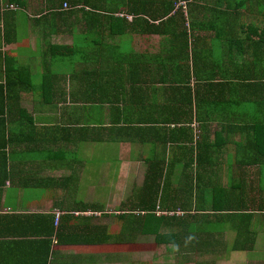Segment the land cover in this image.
I'll use <instances>...</instances> for the list:
<instances>
[{
  "label": "crops",
  "instance_id": "0c3cea01",
  "mask_svg": "<svg viewBox=\"0 0 264 264\" xmlns=\"http://www.w3.org/2000/svg\"><path fill=\"white\" fill-rule=\"evenodd\" d=\"M65 3L0 0V264H264V109L202 86L264 64V23L209 22L262 5L179 0L174 48L128 0ZM153 207L183 224L122 232Z\"/></svg>",
  "mask_w": 264,
  "mask_h": 264
},
{
  "label": "trees",
  "instance_id": "16d2710c",
  "mask_svg": "<svg viewBox=\"0 0 264 264\" xmlns=\"http://www.w3.org/2000/svg\"><path fill=\"white\" fill-rule=\"evenodd\" d=\"M130 2V5L134 9L133 12L136 13V16L138 17V22L140 20H144L147 25L152 26L156 24L157 22L161 23L165 21V24L168 26L169 32H166L163 30L162 27H156L154 29V33L160 34V35H165L166 33L171 34V43L174 48L178 46V42L180 39L185 36L188 31L187 29H182L179 30L178 28H184L183 25L185 24L186 20H184L182 17L178 19L176 16H174L177 13V10L171 14L175 10V2L179 0H153V5H152V0H128ZM222 1V0H219ZM240 0H237V2ZM248 0H242V2H246ZM66 2L65 4L68 5V7H85L88 5H91V0H61V4ZM256 3H259L262 5L264 9V0H255ZM64 4V5H65ZM149 6L148 9V19L144 16H147V14L140 12V10H145ZM262 9L261 13L258 16V22L261 21V23H264V10ZM152 13H151V12ZM222 13V12H221ZM221 13H216L215 16L212 17V19L209 21L210 23H231V22H238V21H243L245 22L244 14L241 13H232L231 18L232 21H230V17L227 16V14H221ZM183 14V13H182ZM167 19V20H165ZM239 19V20H238ZM192 22V21H191ZM172 23H176V27L173 28ZM165 26V25H164ZM149 31H152L149 29ZM153 32V31H152ZM219 34H225L221 29L216 31ZM237 31L234 30H229L227 34L231 36H237ZM254 33H257L256 31ZM260 38L257 42L264 44V29L260 31ZM257 44V43H256ZM155 59H158V56L155 57ZM171 63L164 64L166 72L169 73H163V75H168V77H164L163 75V81H171V68L172 65L174 64V59L173 57L171 58ZM262 65V64H259ZM248 64H242V63H235V65H232L229 67V69H225L222 64H218L216 66L219 70V74L217 78L216 76L210 77L208 80L202 78V86L206 87L207 90L206 92H209V89L213 92L217 91V96L216 98L222 102V97L223 91L226 88H230L234 90L236 99L234 100L236 107L240 108L241 104H248L250 103L253 107L255 105L256 107L252 109L251 114L255 112V115L257 114V109L261 111V109H264V80H257L255 79V74L257 72V64L256 63H251L249 64L250 66V72L249 75L246 74L243 68L247 67ZM264 70V66L262 67ZM154 72L157 74H160V70H158V66H155ZM250 87L251 92L250 94L246 95L241 93V90L243 88H248ZM176 120V119H175ZM200 145V146H199ZM197 145V149L200 150L202 144ZM198 155V153H197ZM196 161V159H195ZM156 207L150 208V209H145L141 210V214L145 215H139V217H135V215H132V213H129L128 215H123L122 220L124 221V225L122 227V232H127V231H137L139 233H144V232H151L156 234V241L158 242L159 239L162 237L159 236L160 230L162 229V225H169L171 226H177L179 227L180 225L183 224L181 220L176 218L178 215L177 213H173V217H169V215H172L170 213H166L167 217H157V213L159 214V211ZM235 216V215H231ZM114 218V217H112ZM176 218V219H175ZM184 230V229H183ZM107 238H111L112 236L109 235L110 230L107 228Z\"/></svg>",
  "mask_w": 264,
  "mask_h": 264
},
{
  "label": "rangeland",
  "instance_id": "374dc122",
  "mask_svg": "<svg viewBox=\"0 0 264 264\" xmlns=\"http://www.w3.org/2000/svg\"><path fill=\"white\" fill-rule=\"evenodd\" d=\"M251 1H253V0H251ZM244 13V12H243ZM244 16H245V18H244V20H246V21H249V22H253V23H257L256 21L258 20V14H254V13H249V12H247V13H244ZM257 64V63H256ZM264 66V64H262V65H259V64H257V68H256V70H258L257 72H256V74H255V77H258L259 76V71H262L263 70V67ZM102 166H99L98 164H97V161L96 160H92V162H91V169H92V175H91V177L94 179V180H97L98 179V174H97V171H98V169L99 168H101ZM114 166L112 165V170H111V173H113L114 174V179L116 178V175H115V172H114ZM117 209V208H116ZM114 207H109L108 206V214H107V216L108 217H114L113 216V214L115 213V210H116ZM110 213H112V215H110ZM110 223H112V221H110L109 222V224ZM166 251H164V252H162V254L161 255H163L164 253H165ZM125 255V254H124ZM164 258H165V256H163ZM133 258V256H131V255H127V260L128 261H130L131 259ZM135 258H137L138 259V264H140V262H147V261H153L152 259L151 260H149V259H147L146 257H140V256H138V257H135ZM134 259V258H133ZM165 261H168L169 259H167V258H165L164 259Z\"/></svg>",
  "mask_w": 264,
  "mask_h": 264
},
{
  "label": "built area",
  "instance_id": "2783aa9c",
  "mask_svg": "<svg viewBox=\"0 0 264 264\" xmlns=\"http://www.w3.org/2000/svg\"><path fill=\"white\" fill-rule=\"evenodd\" d=\"M64 7H65V8H67V7H68V5H67V4H65V5H64ZM61 216H62V214H61V213H58V214H57V222H59V221H60V218H61Z\"/></svg>",
  "mask_w": 264,
  "mask_h": 264
}]
</instances>
